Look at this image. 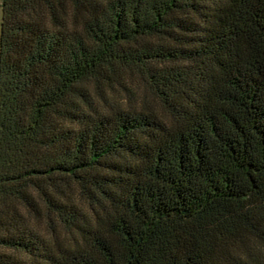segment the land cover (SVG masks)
Here are the masks:
<instances>
[{
	"label": "trees",
	"instance_id": "obj_1",
	"mask_svg": "<svg viewBox=\"0 0 264 264\" xmlns=\"http://www.w3.org/2000/svg\"><path fill=\"white\" fill-rule=\"evenodd\" d=\"M0 7V264H264V0Z\"/></svg>",
	"mask_w": 264,
	"mask_h": 264
},
{
	"label": "rangeland",
	"instance_id": "obj_2",
	"mask_svg": "<svg viewBox=\"0 0 264 264\" xmlns=\"http://www.w3.org/2000/svg\"><path fill=\"white\" fill-rule=\"evenodd\" d=\"M0 3H1V0H0ZM0 19H1V7H0ZM129 83V82H128ZM129 85L133 88V89H135L134 87H133V84H130L129 83ZM136 91H137V89H136Z\"/></svg>",
	"mask_w": 264,
	"mask_h": 264
}]
</instances>
